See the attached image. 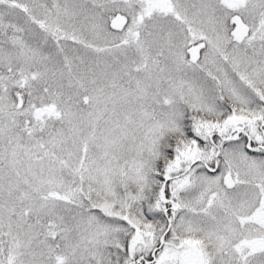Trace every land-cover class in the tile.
Here are the masks:
<instances>
[{
  "label": "snow or ice",
  "instance_id": "1",
  "mask_svg": "<svg viewBox=\"0 0 264 264\" xmlns=\"http://www.w3.org/2000/svg\"><path fill=\"white\" fill-rule=\"evenodd\" d=\"M0 264H264V0H0Z\"/></svg>",
  "mask_w": 264,
  "mask_h": 264
}]
</instances>
